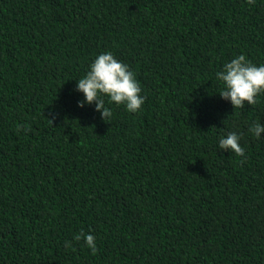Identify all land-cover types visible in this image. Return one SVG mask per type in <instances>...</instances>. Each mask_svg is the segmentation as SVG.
<instances>
[{"label":"trees","instance_id":"trees-1","mask_svg":"<svg viewBox=\"0 0 264 264\" xmlns=\"http://www.w3.org/2000/svg\"><path fill=\"white\" fill-rule=\"evenodd\" d=\"M109 51L146 99L105 122L76 84ZM240 54L264 64V0H0V264H264V94L215 76Z\"/></svg>","mask_w":264,"mask_h":264},{"label":"clouds","instance_id":"clouds-1","mask_svg":"<svg viewBox=\"0 0 264 264\" xmlns=\"http://www.w3.org/2000/svg\"><path fill=\"white\" fill-rule=\"evenodd\" d=\"M248 4H254L255 0H246ZM216 79L223 83V90L219 92L221 98L231 102L233 109H243L245 103L256 105L257 97L264 94V64L259 66L253 64L244 54L226 62L220 71L215 73ZM76 90L83 93L84 99L78 101V106L85 104H95V110L100 112L101 119L109 122L112 118V109L106 107L105 97L109 103L124 105L126 110L137 113L142 109L146 97L140 95L141 87L133 71L126 63L118 60L112 52L99 54L89 65L86 74L77 80ZM50 124L52 120L48 119ZM24 129L30 130V126L24 125ZM18 131L22 130L20 126ZM249 131L252 135L260 139L264 133V125L254 122ZM241 134L229 132L226 137L219 139L218 147L235 153L236 156L244 157L245 150L240 145ZM245 161H240L243 164ZM83 238L86 246L95 255L98 252L96 239L92 234L81 231L73 236L79 241ZM65 246H71V242L66 241Z\"/></svg>","mask_w":264,"mask_h":264}]
</instances>
